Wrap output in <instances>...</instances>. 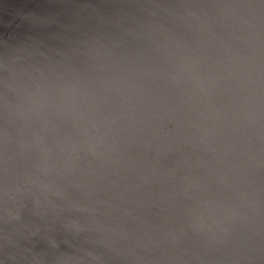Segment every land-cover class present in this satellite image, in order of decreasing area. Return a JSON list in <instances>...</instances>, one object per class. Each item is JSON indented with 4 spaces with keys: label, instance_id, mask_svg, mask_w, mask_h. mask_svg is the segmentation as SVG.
Segmentation results:
<instances>
[{
    "label": "water",
    "instance_id": "obj_1",
    "mask_svg": "<svg viewBox=\"0 0 264 264\" xmlns=\"http://www.w3.org/2000/svg\"><path fill=\"white\" fill-rule=\"evenodd\" d=\"M0 264H264V0H0Z\"/></svg>",
    "mask_w": 264,
    "mask_h": 264
}]
</instances>
